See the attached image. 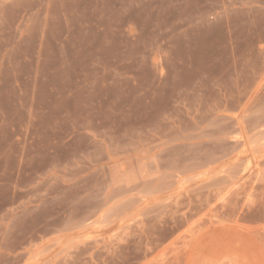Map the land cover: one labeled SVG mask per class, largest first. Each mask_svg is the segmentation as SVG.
I'll return each instance as SVG.
<instances>
[{"label": "rangeland", "instance_id": "1", "mask_svg": "<svg viewBox=\"0 0 264 264\" xmlns=\"http://www.w3.org/2000/svg\"><path fill=\"white\" fill-rule=\"evenodd\" d=\"M0 264H264V0H0Z\"/></svg>", "mask_w": 264, "mask_h": 264}, {"label": "bare ground", "instance_id": "2", "mask_svg": "<svg viewBox=\"0 0 264 264\" xmlns=\"http://www.w3.org/2000/svg\"><path fill=\"white\" fill-rule=\"evenodd\" d=\"M217 222H220V220L219 221H217ZM233 222V221H232ZM250 227V226H249Z\"/></svg>", "mask_w": 264, "mask_h": 264}]
</instances>
